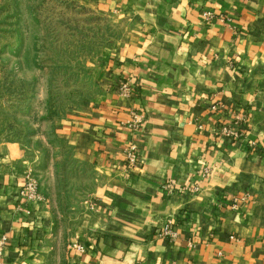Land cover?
Returning a JSON list of instances; mask_svg holds the SVG:
<instances>
[{
  "label": "crops",
  "instance_id": "obj_1",
  "mask_svg": "<svg viewBox=\"0 0 264 264\" xmlns=\"http://www.w3.org/2000/svg\"><path fill=\"white\" fill-rule=\"evenodd\" d=\"M74 1L127 24L91 65L98 92L58 130L97 184L64 252L0 141L1 264H264V0ZM168 223L172 240L158 237Z\"/></svg>",
  "mask_w": 264,
  "mask_h": 264
},
{
  "label": "rangeland",
  "instance_id": "obj_2",
  "mask_svg": "<svg viewBox=\"0 0 264 264\" xmlns=\"http://www.w3.org/2000/svg\"><path fill=\"white\" fill-rule=\"evenodd\" d=\"M126 26L74 0H0V141L16 145L23 187L48 206L64 252L97 178L59 126L98 92L91 65Z\"/></svg>",
  "mask_w": 264,
  "mask_h": 264
},
{
  "label": "built area",
  "instance_id": "obj_3",
  "mask_svg": "<svg viewBox=\"0 0 264 264\" xmlns=\"http://www.w3.org/2000/svg\"><path fill=\"white\" fill-rule=\"evenodd\" d=\"M202 17L205 21L210 20H220L222 18H215V16L210 12H203ZM135 83H132L131 81H126L123 84H121L118 87V91L120 94L124 96H130L135 89ZM131 119L128 123H126L125 127L129 129L132 133H137L140 131L142 125H143V115L140 112H133L131 113ZM124 164L127 171H131L132 169L139 168L140 167V155L139 151L136 148V146L131 142L127 144L125 151H124ZM30 185V184H29ZM34 186H29V190L33 189ZM31 188V189H30ZM164 189L171 190V184L170 182H166L163 185ZM158 237L160 238H166V239H174L176 237V234L172 231L171 225L168 223L166 224L163 229L159 232ZM7 237L5 235L0 236V264L1 260L4 257V250L7 246ZM80 250H82L81 247H79Z\"/></svg>",
  "mask_w": 264,
  "mask_h": 264
}]
</instances>
